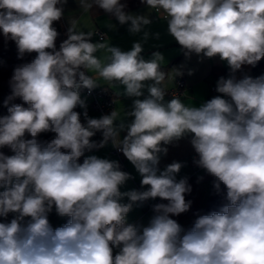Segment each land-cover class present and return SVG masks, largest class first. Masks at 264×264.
I'll use <instances>...</instances> for the list:
<instances>
[{"label": "clouds", "instance_id": "9594fccd", "mask_svg": "<svg viewBox=\"0 0 264 264\" xmlns=\"http://www.w3.org/2000/svg\"><path fill=\"white\" fill-rule=\"evenodd\" d=\"M66 2L0 0V30L15 42L18 58L36 53L14 68L4 101L8 114L0 116V149L13 153L0 151V264H264V75H235L264 58V0H141L167 21L186 57L218 56L230 68L216 83L219 95L199 106L179 95L165 100L164 81L183 73L162 71L160 52L145 60L139 42L129 51L107 40L94 43L95 32L78 30L71 19L57 49L53 23ZM78 3L85 13L98 7L121 25L130 22L132 34L151 23L126 12L121 0ZM100 79L136 98L123 116L116 108L88 116L80 91L91 92ZM15 98L24 103L10 104ZM49 132L52 139H39ZM97 132L99 143L91 139ZM186 136L199 157L194 163L216 178L217 191L225 186L227 200L188 229L172 218L192 203L185 199L187 178L176 179L183 165L159 169L165 146ZM109 141L146 190L122 192L131 176L116 160L88 155L79 162ZM156 198L167 203L153 205L147 225L128 222L134 206ZM53 208L69 218L63 226L50 224Z\"/></svg>", "mask_w": 264, "mask_h": 264}, {"label": "crops", "instance_id": "0c3cea01", "mask_svg": "<svg viewBox=\"0 0 264 264\" xmlns=\"http://www.w3.org/2000/svg\"><path fill=\"white\" fill-rule=\"evenodd\" d=\"M61 6V5H58ZM63 16L62 23L66 30L70 27V20L76 19L78 21L77 28L87 32L92 30L95 32L93 35L92 42H102L107 40L111 46L119 47L122 51H129L132 49L133 44L139 42L142 44L141 56L145 60H151L152 54L154 52H160L164 57V63L161 65V70L171 73L175 69L182 71L183 75L175 76L174 79H168L164 81V87L166 89L175 86V80L179 76H183L186 80V85L182 90L180 98L186 103L199 106L202 102L210 100L211 97L209 93V84L212 82L213 77L209 74L210 69L214 65L228 67L226 61H221L220 58H206L203 55H197L195 53L191 54L190 57L184 55V51L178 42L168 33L167 21L164 20L158 13L151 11L145 4L134 7L126 12L133 15H144L148 16L151 23L144 27L143 31L137 34H132L129 32L130 22L128 24L121 25L115 18H109L105 13L92 14L91 10L85 13L78 0H67L66 3L62 5ZM112 26V27H110ZM98 31L104 33V38L99 39ZM144 32H148L149 36L145 40ZM158 34V35H157ZM101 55V53H97ZM262 61V59H261ZM252 65H243L239 70L244 72L247 76L252 77L249 72ZM191 72V74H189ZM89 76L94 75L93 73H86ZM215 82V79H213ZM152 83L151 81L146 82V84ZM97 87H106L109 92L114 96V109L116 108L120 115L123 116L124 109L130 110L133 100L135 97H127L123 95L124 86L115 83V86L110 87L107 82L100 79L98 81ZM144 95L146 96L147 87H145ZM117 92L121 93L117 95ZM81 98L88 105L89 98L80 91ZM219 95L216 94L215 96ZM214 96V97H215ZM143 99V97H140ZM171 97L165 96V100H170ZM79 112L81 113L82 123L84 122L82 108L77 106ZM88 116L91 118H97L98 114L92 109H88ZM119 121H117V124ZM126 135V131L120 133L121 138ZM102 138V134L100 135ZM191 136H186L179 141H175L172 144L166 145L168 152L166 155L161 154L159 169L163 170L168 164L173 162H180L183 166L180 172L176 175V179L187 178L189 185L191 186V192L185 194L186 201H191V207L188 212L182 213L179 216L172 217L177 220L179 224L185 229L192 226L191 219L199 208L203 205L207 194L210 189V184L212 180V175L208 174L204 169L199 168L194 170L189 163V158L196 154L194 148L190 143ZM163 146V145H162ZM88 155H96L99 158H105L109 160H114V156L110 153V144L108 143L103 148L93 149L91 151H86L84 158ZM123 160L125 164V171L130 174L131 178L126 181V183L121 186V191L138 190L144 191L148 186L141 185L142 177L136 171L135 167L127 160L123 155ZM2 190V189H0ZM122 203H127V198H125ZM157 203H167V201H162L160 198L154 200H149L144 202L143 205L137 207L134 206L133 210L128 214L127 220L129 223H139L147 225L153 213V205ZM15 214L10 213L6 218L10 221ZM49 222L53 228L59 227L61 224L65 223L67 217H60L55 212L53 208L52 212L49 214ZM5 218H0V222H3Z\"/></svg>", "mask_w": 264, "mask_h": 264}, {"label": "trees", "instance_id": "16d2710c", "mask_svg": "<svg viewBox=\"0 0 264 264\" xmlns=\"http://www.w3.org/2000/svg\"><path fill=\"white\" fill-rule=\"evenodd\" d=\"M121 3L126 4L125 11H128L134 7L144 5V3L141 2V0H121ZM91 12L92 14L105 13L102 9H99L98 7H93V9H91ZM105 14L109 18H114L107 13ZM53 27L56 28L59 34L56 40V46L57 49H59L60 43L67 38V30L62 23V19H60L59 21H55L53 23ZM35 56L36 53H31V54L26 53L23 56V58H18V49L15 42L10 39H6L2 33V30H0V116H4L8 114L7 107H5L4 105V101L7 99L8 96L11 95L10 84L5 83V81L9 80L16 66L22 63L30 62L33 58H35ZM209 74L213 77V79H215V82L217 83L220 77L223 76L227 78L231 74V70L229 67L214 65L211 67ZM249 74L252 76V78H256L264 75V63H262V61L260 60L254 66L252 65ZM235 75L237 79H241L244 76H247L244 72H240L239 70L235 73ZM213 79L212 81H214ZM216 94L218 93L216 92ZM23 103L24 102L20 98H15L14 100L10 101V104H23ZM24 106L27 107V105ZM75 110L79 112L78 108H76ZM53 137H54V133L49 132V133L40 134L39 139L43 141V140H50ZM0 151H3L6 155L13 154L11 150L7 147L0 149ZM83 159L84 156L80 158L79 162L82 163ZM215 182H217L216 178L212 176L210 189L207 194V197L201 208L197 210V212L194 214L193 218L191 219L192 225L198 215L210 214L213 211H217L219 207H223V205L227 203V200L225 199L226 196L225 186L221 183L220 190L217 191L214 188ZM68 219L69 218L67 217L65 223H67ZM65 223L61 224L60 226H63Z\"/></svg>", "mask_w": 264, "mask_h": 264}, {"label": "built area", "instance_id": "2783aa9c", "mask_svg": "<svg viewBox=\"0 0 264 264\" xmlns=\"http://www.w3.org/2000/svg\"><path fill=\"white\" fill-rule=\"evenodd\" d=\"M154 12V11H153ZM98 37L99 39L104 38V33L101 31H98ZM262 63H264V58H262ZM186 80L183 76H179L175 80V86L172 88H168L167 95L168 97L172 98V95H181L183 88L186 85ZM216 82H210L209 84V93L211 97H214L216 95ZM82 92L89 98V102L87 105V111L88 109H92L97 112L98 116L97 118L105 115L110 114L111 111L114 109V96L109 92V90L106 87H96L91 92H89L88 89H82ZM82 112H84V109H82ZM101 133L97 132L91 139L97 143H99L102 138H100ZM110 144V153L114 156V160L118 161L121 170L125 169V164L123 160V154L116 148H114L111 144V141H109ZM199 157L197 154H193L189 158V163L192 166L194 170L199 169L194 161L197 160Z\"/></svg>", "mask_w": 264, "mask_h": 264}, {"label": "rangeland", "instance_id": "374dc122", "mask_svg": "<svg viewBox=\"0 0 264 264\" xmlns=\"http://www.w3.org/2000/svg\"><path fill=\"white\" fill-rule=\"evenodd\" d=\"M12 76V75H11ZM11 76L9 78V80L5 81V83H9L10 79H11ZM221 209V207H219V209L217 211H219Z\"/></svg>", "mask_w": 264, "mask_h": 264}]
</instances>
